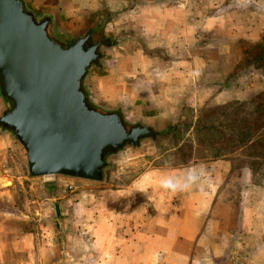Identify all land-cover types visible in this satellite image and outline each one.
Wrapping results in <instances>:
<instances>
[{
	"label": "crops",
	"instance_id": "1",
	"mask_svg": "<svg viewBox=\"0 0 264 264\" xmlns=\"http://www.w3.org/2000/svg\"><path fill=\"white\" fill-rule=\"evenodd\" d=\"M42 1L31 5L47 11L49 20L61 10L71 20L87 16L81 19L85 23L95 15L97 27L82 36L104 27L106 14L113 16L112 24L133 25L134 35L126 28L129 33L120 36L130 38L127 46L101 45L98 62L88 71V95L99 110L156 130L183 123L187 110L194 112L183 139L158 156H168V163L153 169L154 159L149 161L125 186L112 190L114 214L94 215L102 220L96 231H115L109 242L97 234L101 262L264 264V183L255 182L247 166L235 168L230 156L197 157L193 130L200 110L264 91V65L244 62L264 45V0H45L53 4L47 9L40 7ZM104 8L111 12L102 14ZM4 101L1 95V112ZM184 143L191 149L185 161L176 158ZM72 211L83 221L94 214L92 208ZM15 243L12 258L18 264L66 255L56 240Z\"/></svg>",
	"mask_w": 264,
	"mask_h": 264
},
{
	"label": "rangeland",
	"instance_id": "2",
	"mask_svg": "<svg viewBox=\"0 0 264 264\" xmlns=\"http://www.w3.org/2000/svg\"><path fill=\"white\" fill-rule=\"evenodd\" d=\"M31 1L33 0H22L24 7L35 17L48 20L47 30L54 40L60 44H65L69 39L82 36L89 29L97 27L95 15L91 16L89 18L90 21L85 23L81 19L83 20L87 16L83 18L77 16L71 20V18L65 16L62 10L58 14L54 13L51 15L52 20H49V17L44 15L47 11L44 10L43 14V10L40 8L38 10V8L32 7ZM42 2L43 4L40 7L43 9H47L46 5H53L45 0ZM135 2L139 4L141 0H129V4ZM120 11L122 12V10ZM107 12L110 13L111 11H107L104 8L102 14ZM106 15L104 27L101 26L98 31L95 29L87 44L102 42L101 45L103 46H100L104 49H106L107 45L108 47L112 43L118 45L119 42H121L120 45L127 46L130 38L125 37L129 33L125 29H130L132 35H134L133 25L127 22H120L118 25L112 24L114 21L113 16L110 14ZM121 35L125 36L120 37ZM139 39L142 40V37ZM100 46L97 50L98 58L96 63L101 54ZM155 52L156 55L160 54V50H155ZM87 77L88 75L84 79L82 88L88 95L89 84L86 82ZM0 93H2L1 87ZM1 95L3 96V94ZM254 96L248 98V100L253 99ZM87 100L95 106L91 102L89 95ZM261 100V111H258L257 114L260 126L264 125V91ZM4 104L5 110L10 109L11 103L8 100L4 101ZM227 105L208 107L200 110L197 115L199 114L202 119L205 117L209 119L214 116L207 124L222 127L223 124L227 125L231 122L229 116L223 118L221 115V112L226 110ZM101 111L106 112V110ZM251 113L254 114L255 109L252 108ZM122 121L127 128L136 125L148 126L139 122L129 123L123 118ZM153 129L156 130V128ZM202 136V133L200 137L195 136L197 150L199 149V144H201V148H204L203 153H197V157L218 158L223 155L230 156L235 168L247 166L251 174L254 175V181L264 183V159L255 157L257 153L254 149L242 147L234 151L231 149V143L227 141L211 140L212 142H210L206 141ZM259 137L260 140L264 139V136ZM168 140L164 136H158L155 139L148 136L134 145L126 144L113 152H106L104 155L106 166L103 167L101 178L98 181L62 175L36 177L28 174V165L23 147L10 131L0 126V264H18L12 258L18 248L14 241L18 242V240H30L32 238L50 243L56 240L60 242L61 250L66 251L65 256L63 252L62 256L58 257L59 261L50 260L45 263L41 262V264H107L102 263L100 260L101 251L97 245L96 237L98 234L101 239L104 238L109 242L115 231L113 228L108 227V231L99 232L95 230V227L102 221L99 220L102 214H108L107 218L110 217V214H114L111 210L113 206L111 192L121 186H125L134 175H137L149 165V161L152 159L154 160H152L150 165L153 169L165 166L169 157L166 155L164 157L158 156L165 149L171 147V141L173 140L172 138L170 141ZM185 146H183V153L186 154L187 151L189 153L190 148L189 145ZM176 158L178 160L184 159L181 152L176 154ZM80 207L92 208L94 214L87 216V219L83 221L78 215H74L73 211L71 212V209L77 211V208ZM98 212H100V216L94 217ZM79 219L82 226L79 225ZM20 246L22 245L20 244ZM31 249L29 247V250ZM4 256H9L11 259H2ZM26 264L35 263L29 262Z\"/></svg>",
	"mask_w": 264,
	"mask_h": 264
},
{
	"label": "water",
	"instance_id": "3",
	"mask_svg": "<svg viewBox=\"0 0 264 264\" xmlns=\"http://www.w3.org/2000/svg\"><path fill=\"white\" fill-rule=\"evenodd\" d=\"M47 26L22 0H0V82L11 103L0 126L23 147L29 175L98 181L106 150L134 145L152 131L127 128L117 112L87 101L83 82L102 42L87 44L86 34L60 44Z\"/></svg>",
	"mask_w": 264,
	"mask_h": 264
},
{
	"label": "trees",
	"instance_id": "4",
	"mask_svg": "<svg viewBox=\"0 0 264 264\" xmlns=\"http://www.w3.org/2000/svg\"><path fill=\"white\" fill-rule=\"evenodd\" d=\"M51 38L53 37L51 36ZM255 49L256 50H253L254 52L251 51V54L247 55V57L244 59V62L246 63L253 62L260 66L264 65V45L258 44L255 47ZM262 95H263V91L256 94L253 99L243 101L240 103L228 104L226 110L221 112V115L223 116V118L229 116L231 118V122H229L227 125L223 124L222 127L211 126L210 124H207L210 119L214 118V116L209 119L208 117H205L204 119H202V117H198L193 126V130L195 131V136L200 137L202 133L203 135L202 137L206 141H210V142H212L211 140L227 141L231 143L232 146L231 149L234 151L239 150L242 147H249L250 149L252 150L254 149L256 151L257 154L255 157L264 159V139L260 140L259 137V136H264V132H263L264 125L261 126L259 125V119L257 115L258 111H261L260 107H262V100H261ZM90 105L92 106V104ZM252 108L255 109L254 114L251 113ZM191 113H192L191 110H187V115L189 116L187 117V119H185L183 123L171 124L162 130H155L150 127L152 131V135L150 137L155 139L158 136H164L165 138H168L169 141L172 138L173 141L171 142L174 145L178 144L184 137L183 129H188L192 125L191 123L193 122V120L191 118ZM123 124L126 126L124 122ZM182 125L183 128H181ZM185 145L188 146L187 143H184L179 147V152H181L184 158L183 161H185L187 157H189V154H191V149L189 150V153L188 151L186 152V154L183 153L184 147H186ZM201 147H202L201 144H199V149H198L199 153H203L204 148ZM106 152H113V151L106 150L104 155L106 154Z\"/></svg>",
	"mask_w": 264,
	"mask_h": 264
}]
</instances>
